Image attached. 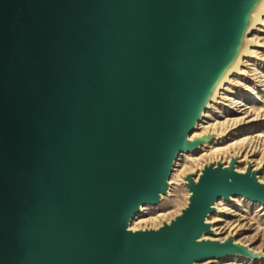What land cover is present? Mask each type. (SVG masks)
Segmentation results:
<instances>
[{"label": "water", "instance_id": "1", "mask_svg": "<svg viewBox=\"0 0 264 264\" xmlns=\"http://www.w3.org/2000/svg\"><path fill=\"white\" fill-rule=\"evenodd\" d=\"M250 0H0V264H192L221 197L264 202L232 167L191 177L159 230L155 201Z\"/></svg>", "mask_w": 264, "mask_h": 264}, {"label": "bare ground", "instance_id": "2", "mask_svg": "<svg viewBox=\"0 0 264 264\" xmlns=\"http://www.w3.org/2000/svg\"><path fill=\"white\" fill-rule=\"evenodd\" d=\"M262 13H264V0H250L245 7L242 20L236 30L229 54L209 82L194 119L186 132L184 144L178 150L173 160L172 167L166 180V187L159 193L155 201L144 203L139 206L138 210L128 220L127 228L129 230L157 231L165 224H170L177 216L181 215L182 211L173 219L164 221L159 227L157 226L156 220H158V218L164 219L166 216L164 213L156 217L139 218L147 209V205H155L162 198L170 196L174 183L185 180V183L188 184L189 177H191L194 182H197L207 166H220L223 169L232 167L235 172L254 175L258 182L264 184V173H262V169L264 168V134L261 132H253L264 121V107L254 108L243 98H232L229 95L232 90L230 82L233 80L232 78L238 74L239 65H243L247 68V70L240 68L242 73L247 74L248 70L251 69L250 65H254L252 68L254 72L253 75L257 76L254 80L264 86V75L258 73L259 71H257L255 64H249V61L252 60L248 58V53H257L255 48L251 47V43L257 41L258 36L256 37V33H253V31L256 29L254 26L257 21H259V17ZM221 100H231V109H233L230 113L231 115H222L221 117H224L222 120L211 119L212 108H215L216 103ZM242 128H246L247 132L229 143L220 142L221 139H227L229 136L243 131ZM204 146H207L206 148L210 151L207 152L206 148H203ZM199 149L204 151L202 156H205L210 163L204 164L202 167L200 166L202 169L196 176L194 171L199 165V163H197L198 158L193 157V155L189 153H194ZM180 155H185L187 163L183 165L181 169H177V173L172 174ZM190 195L191 191L189 189V198ZM237 197H242L252 202H258L260 210H264V202L251 200L242 194L231 195L227 198L224 196L217 198L211 205L212 211L209 212L205 218L208 229L204 230L197 240L219 243L231 241L236 245V248L224 255L194 261L192 264H212L215 260L228 259L230 257L242 259L244 256L252 260L263 258L264 253L250 248L249 242L251 240L249 237L243 236L241 238H236V234L243 226L240 222L241 219H243L241 215L235 214L239 216V220H229L226 222L229 230L223 236H221L223 227L216 226V223L225 221L224 218L218 215L209 220V217L217 211L226 213L229 210L226 206V201H231ZM134 219L135 222H133Z\"/></svg>", "mask_w": 264, "mask_h": 264}, {"label": "rangeland", "instance_id": "3", "mask_svg": "<svg viewBox=\"0 0 264 264\" xmlns=\"http://www.w3.org/2000/svg\"><path fill=\"white\" fill-rule=\"evenodd\" d=\"M259 21L255 24L253 33H256L257 41L251 43V47H254L257 53H248V58L252 61H249V64H255L258 73L264 75V13L260 15ZM259 52V53H258ZM254 65H250L251 69L248 70L247 73H242L240 68L247 70L243 65H239V70L230 82L231 92L229 93L232 98H243L245 101L250 103L254 108L264 107V86H262L259 82L255 81L254 78L257 76L253 75ZM259 76V75H258ZM264 78V77H263ZM248 88V89H247ZM250 88V89H249ZM231 100H221L216 103V107L212 108L211 119H224L221 117L222 115L229 116L233 111L231 109ZM243 131L237 132L232 136H229L227 139H224L220 142L229 143L233 139L241 136L245 132H247L246 128H242ZM253 132H261L264 134V121L259 127L256 128ZM222 137V136H221ZM207 147V146H206ZM205 146L203 148H206ZM206 151L209 152L206 148ZM204 151L199 149L198 151L192 154L193 157L198 158L197 163H199L198 167L195 168L194 173L197 174L201 171V167L204 164L210 163L205 156H202ZM187 158L185 155H180L174 167L173 173H177V169H181L183 165H185ZM180 165V166H179ZM201 166V167H200ZM200 167V168H199ZM198 168V169H197ZM262 173H264V168L262 169ZM179 183V184H178ZM178 183L173 184V190L170 196H166L162 198L155 205H147L146 210L139 217L141 218H150L156 217L159 214H166L164 219L158 218L156 220L157 226L162 225L164 221H169L176 217L182 209L187 205L189 200V188L184 181H180ZM226 206L228 207V211L226 213H220L217 211L213 215L209 217V220L214 217L221 215L225 221H220L216 223V226L223 227L221 236L225 235L229 230L227 225V221L229 220H239V216L235 214H239L242 216L241 219V230L236 234V238H241L243 236H247L250 238V248H254L262 253H264V210H260L258 202H252L250 200H246L242 197L234 198L231 201H226ZM135 222V219L134 221ZM212 264H264V254L263 258H259L258 260H252L249 257L241 258H228L215 260Z\"/></svg>", "mask_w": 264, "mask_h": 264}]
</instances>
